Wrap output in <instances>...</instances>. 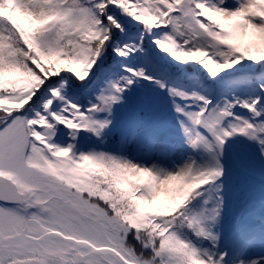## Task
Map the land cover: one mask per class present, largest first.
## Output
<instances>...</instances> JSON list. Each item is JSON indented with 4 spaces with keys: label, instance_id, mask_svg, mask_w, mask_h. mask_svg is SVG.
<instances>
[{
    "label": "snow or ice",
    "instance_id": "1",
    "mask_svg": "<svg viewBox=\"0 0 264 264\" xmlns=\"http://www.w3.org/2000/svg\"><path fill=\"white\" fill-rule=\"evenodd\" d=\"M0 264H264V0H0Z\"/></svg>",
    "mask_w": 264,
    "mask_h": 264
}]
</instances>
